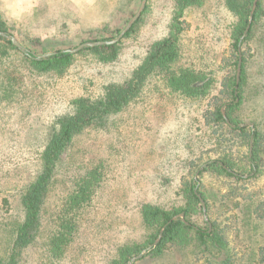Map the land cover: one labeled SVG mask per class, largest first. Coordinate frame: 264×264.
Listing matches in <instances>:
<instances>
[{"label":"rangeland","instance_id":"rangeland-1","mask_svg":"<svg viewBox=\"0 0 264 264\" xmlns=\"http://www.w3.org/2000/svg\"><path fill=\"white\" fill-rule=\"evenodd\" d=\"M140 2L0 0V19L5 32L22 40L25 48L30 45L34 54L43 55L72 49L97 37L114 38ZM256 6L257 0L250 23ZM262 6L264 9V1ZM172 8L173 0H147L140 21L121 38L120 54L112 62H98L90 51L81 49L72 53L68 69L56 75L31 69L19 50L0 59V256L11 223L22 217L20 192L40 168L39 152L55 118L70 110L72 98L96 96L107 82L126 77L150 43L166 33ZM185 20L188 25L180 36L178 64L191 65L219 79L221 59L231 53L229 25L234 20L225 0H205L202 6L189 9ZM240 52L236 83L242 80L244 92L234 115L241 119L239 124H247L252 131L255 123L264 135V11L253 21ZM236 71L237 65L235 78ZM4 77L12 82L7 92L1 90ZM205 105L206 101L187 100L168 92L152 78L138 98L109 115L105 126H91L75 134L44 198L39 233L35 242L23 249L19 264L46 261L45 244L56 226L55 215L76 181L88 171L99 175L94 193L77 217L73 241L53 264H108L118 246L141 241L147 233L139 212L141 205L182 204L183 182L190 178L188 162L201 156L200 168L217 157L201 117ZM225 106H221V113L226 119ZM246 151L251 156L252 140ZM262 167L258 178L247 186L264 200V157ZM203 181L210 189L224 190L225 185L214 176L205 175ZM260 210L261 215L241 223L237 247L242 264H257L255 254L264 243V205ZM202 213L191 217L196 225L204 226L207 215L203 208ZM139 258L130 264H186L191 254L188 249L173 248L160 258L136 261Z\"/></svg>","mask_w":264,"mask_h":264},{"label":"trees","instance_id":"trees-1","mask_svg":"<svg viewBox=\"0 0 264 264\" xmlns=\"http://www.w3.org/2000/svg\"><path fill=\"white\" fill-rule=\"evenodd\" d=\"M204 1L173 0L166 33L150 43L141 61L127 76L118 81L107 82L96 96L86 94L72 98L70 110L55 118L49 136L39 152L40 168L20 192L22 217L9 227V239L3 247L0 264H19L23 249L35 242L41 226L44 198L73 136L91 126H105L109 115L122 111L138 98L146 81L152 78L160 81L168 92L184 99L206 101L201 117L213 139L212 151L217 157L206 160L200 169L201 156L188 162L187 173L190 178L183 182L182 204L169 207L142 204L139 212L147 229L146 235L141 241H128L118 246L108 264H126L142 250H145L144 254L136 261L146 257L160 258L173 248L189 250L191 258L186 264H242L243 256H240L241 252L237 247L242 233L241 223L250 221L252 216L261 215L260 209L264 205V200L258 198L255 191L247 186L262 172L264 135L255 123L252 131L247 124H239L241 119L234 115L241 103L240 93L244 92L242 80L236 83L235 68L240 48L248 40L253 21L264 11V0H257L252 21L244 36L253 0H225V6L234 20L229 25L231 53L229 57L221 59L219 79L191 65L178 64L182 54L180 36L188 25L185 20L186 12L202 6ZM143 11L123 37L135 29ZM0 30L6 31L1 19ZM118 32L119 30L115 31ZM108 39L111 38L97 37L91 41ZM120 40L114 44L96 45L83 50L90 51L98 62H112L120 54ZM20 42L23 43L22 40ZM27 48L29 54L22 53L24 59L38 73L62 75L72 63L73 54L67 50L58 49L48 56L37 58L31 51L32 47L27 45ZM14 50L19 49L9 39L0 36V59ZM242 61L244 62L243 57ZM8 79L4 77L1 85L4 92L12 85ZM223 104H226V119L221 113ZM250 140L251 156L246 151ZM195 172L196 180L193 178ZM205 175L222 181L220 183L225 185L224 190L221 191L218 187L215 191L206 187L203 181ZM98 178L96 171H88L65 196L55 215L56 226L45 244L46 261L40 264H53V261L62 257L73 241L77 217L91 200ZM196 186V191L205 202L207 219L204 220V226L196 225L191 219L203 214ZM179 213L184 214L187 223L181 217L173 218ZM162 227L161 236L155 242ZM255 255L254 262L264 264V243L259 246Z\"/></svg>","mask_w":264,"mask_h":264},{"label":"water","instance_id":"water-1","mask_svg":"<svg viewBox=\"0 0 264 264\" xmlns=\"http://www.w3.org/2000/svg\"><path fill=\"white\" fill-rule=\"evenodd\" d=\"M146 2H147V0H141L140 5H139L137 11L135 12V14L126 22V24L124 25L122 30L114 38L109 39V40H97V41L82 42L81 44H79L75 48L67 49V51L70 52V53H73V52H77V51H79L81 49H84V48H87V47H93V46H96V45H107V44L117 43L125 35V33L131 28V26L134 24V22L139 18V16L141 15L142 11L145 8ZM255 5H256V0H254V2H253L252 10H251V13H250V20H251L252 11L255 8ZM250 20H249V24H250ZM249 24L246 27L245 32L247 31V29L249 27ZM0 36L4 37L6 39H9L12 42V44L15 45L22 53L29 54V50L27 48H25L14 36L8 34L5 31H2V30H0ZM48 55H50V53H46V54H43V55H36V56H37V58H40V57H45V56H48ZM240 68H241V53L239 52V58H238V62H237V71H236V81H238V78H239ZM203 166H201L200 168H202ZM196 175H197V173H196ZM197 196H198V198L200 200L201 206L203 208V212H205V202H204V200L201 198V196L199 194H197ZM176 217H181L182 220L187 223L183 213L177 214L173 218H176ZM162 230H163V227L161 228L159 236L155 240V242L158 241V239L160 238ZM144 252H145V250H142L138 255L133 256L131 258V260L129 261V264L133 260H135V259L139 258L140 256H142L144 254Z\"/></svg>","mask_w":264,"mask_h":264},{"label":"clouds","instance_id":"clouds-1","mask_svg":"<svg viewBox=\"0 0 264 264\" xmlns=\"http://www.w3.org/2000/svg\"><path fill=\"white\" fill-rule=\"evenodd\" d=\"M15 18V17H14Z\"/></svg>","mask_w":264,"mask_h":264}]
</instances>
